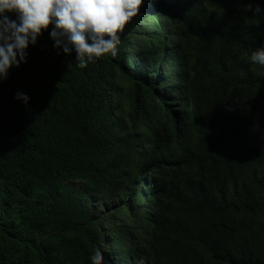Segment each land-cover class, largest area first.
<instances>
[{"label": "trees", "instance_id": "16d2710c", "mask_svg": "<svg viewBox=\"0 0 264 264\" xmlns=\"http://www.w3.org/2000/svg\"><path fill=\"white\" fill-rule=\"evenodd\" d=\"M248 2L146 0L84 69L42 32L0 80V264H264Z\"/></svg>", "mask_w": 264, "mask_h": 264}, {"label": "clouds", "instance_id": "9594fccd", "mask_svg": "<svg viewBox=\"0 0 264 264\" xmlns=\"http://www.w3.org/2000/svg\"><path fill=\"white\" fill-rule=\"evenodd\" d=\"M146 0H0V80L7 79L12 67L27 63L30 45L35 46L43 31L49 33L54 47L65 55L75 52L81 69L98 58L116 55L122 31L141 11ZM243 11L264 15V6L249 0ZM15 17L14 19L12 17ZM254 64L264 66V41L250 53ZM16 100L25 106L30 97L17 92ZM102 264L100 249L90 257Z\"/></svg>", "mask_w": 264, "mask_h": 264}, {"label": "rangeland", "instance_id": "374dc122", "mask_svg": "<svg viewBox=\"0 0 264 264\" xmlns=\"http://www.w3.org/2000/svg\"><path fill=\"white\" fill-rule=\"evenodd\" d=\"M164 68L165 69V73L167 72V64L166 62H164V60L161 62V66L160 69Z\"/></svg>", "mask_w": 264, "mask_h": 264}]
</instances>
